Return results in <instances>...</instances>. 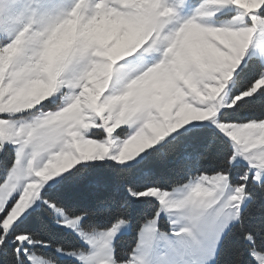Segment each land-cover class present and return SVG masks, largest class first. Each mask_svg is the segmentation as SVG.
Returning a JSON list of instances; mask_svg holds the SVG:
<instances>
[{"label": "snow or ice", "instance_id": "snow-or-ice-1", "mask_svg": "<svg viewBox=\"0 0 264 264\" xmlns=\"http://www.w3.org/2000/svg\"><path fill=\"white\" fill-rule=\"evenodd\" d=\"M0 264H264V0H0Z\"/></svg>", "mask_w": 264, "mask_h": 264}]
</instances>
